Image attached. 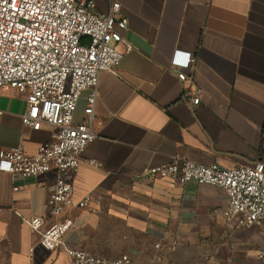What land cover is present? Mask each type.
I'll list each match as a JSON object with an SVG mask.
<instances>
[{
	"label": "crops",
	"instance_id": "1",
	"mask_svg": "<svg viewBox=\"0 0 264 264\" xmlns=\"http://www.w3.org/2000/svg\"><path fill=\"white\" fill-rule=\"evenodd\" d=\"M119 1L133 49L116 72H100L95 109L102 121L72 179L74 204L49 212L56 168L38 176L0 170V264H70L63 249L41 244L24 219L35 215L48 224L71 218V246L130 253L133 264H264L256 256L264 231L236 227L224 215L223 188L137 179L176 156L225 168L264 161V0ZM94 2L107 12L113 0ZM177 50L179 59L185 52L195 58L184 71L203 89L198 104L171 68ZM90 92L79 99L78 121ZM25 109L19 90L1 91L0 150L22 140L35 154L53 138L50 126L22 134ZM87 195L92 203L79 206Z\"/></svg>",
	"mask_w": 264,
	"mask_h": 264
},
{
	"label": "built area",
	"instance_id": "2",
	"mask_svg": "<svg viewBox=\"0 0 264 264\" xmlns=\"http://www.w3.org/2000/svg\"><path fill=\"white\" fill-rule=\"evenodd\" d=\"M120 9L119 0H113L107 12L99 10L94 0H0V93L16 88L24 94L22 134L44 126L55 129L53 138L41 144L35 154L25 150L22 140L0 150V170L38 176L56 168L57 178L48 196L53 215L74 204L72 179L86 146L96 137L95 126L102 121L95 109L100 72H116L124 53L133 49L123 33L128 18ZM179 53L175 52L171 68L187 88V99L198 104L203 89L193 86L192 76L184 71L195 58L185 52L186 58L179 59ZM87 89L91 92L86 117L78 121V102ZM88 162L98 164L93 159ZM137 179H163L172 186L189 182L219 186L228 196L224 215L233 219L236 227L256 225L264 231L263 160L225 168L217 162L203 164L176 156L171 162L143 169ZM92 201L87 195L78 205L86 207ZM24 219L40 234L45 248L63 249L70 264H133L130 253L106 256L71 246L65 240L73 224L71 218L51 224L42 215ZM256 256L264 262V246Z\"/></svg>",
	"mask_w": 264,
	"mask_h": 264
}]
</instances>
